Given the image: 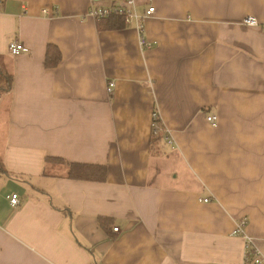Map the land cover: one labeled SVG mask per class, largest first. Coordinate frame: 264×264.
Instances as JSON below:
<instances>
[{"label":"crops","instance_id":"1","mask_svg":"<svg viewBox=\"0 0 264 264\" xmlns=\"http://www.w3.org/2000/svg\"><path fill=\"white\" fill-rule=\"evenodd\" d=\"M110 1L0 0V264H242L241 219L264 258V0H152L144 48Z\"/></svg>","mask_w":264,"mask_h":264},{"label":"built area","instance_id":"2","mask_svg":"<svg viewBox=\"0 0 264 264\" xmlns=\"http://www.w3.org/2000/svg\"><path fill=\"white\" fill-rule=\"evenodd\" d=\"M147 3L150 5L142 13L137 12L135 0H115L102 4L93 3L87 10L86 16L98 21L105 20L113 16L122 17L125 25L134 26L137 32L138 44L139 46L144 48L148 46L147 40L145 38L144 22L154 12L152 0H147ZM242 23L248 26H258L264 30V22H258L257 19L251 15H245L242 19ZM8 48L9 52L12 55H17L28 50L27 47L17 41L10 42ZM112 86L113 82H109L107 90L110 91ZM205 118L206 121L211 125H215L217 122V118L215 115L209 114ZM158 119V114L155 112L153 114L152 120V131L155 134H157L158 130L161 129L159 123L156 122V120ZM166 140L168 143H171V140ZM9 201L12 206H17L19 204L18 195L11 194ZM202 201L209 202L210 199L203 198ZM245 227L246 221L244 219H241L236 222L234 230L232 232L233 235H240L245 239L242 264H264L263 256L259 252L258 248L253 245L251 238L246 233ZM113 230L117 231L118 228H113Z\"/></svg>","mask_w":264,"mask_h":264},{"label":"trees","instance_id":"3","mask_svg":"<svg viewBox=\"0 0 264 264\" xmlns=\"http://www.w3.org/2000/svg\"><path fill=\"white\" fill-rule=\"evenodd\" d=\"M106 22V26L109 28H121L124 26L122 17L113 16L103 20ZM60 59V54L54 46H47L46 51V65H53ZM11 88V76L4 74L0 69V95L3 91ZM160 125V120H156ZM158 134L152 133V138L158 137ZM162 136V135H161ZM6 173L1 161H0V174ZM106 174V168L104 166H91L80 164H69L68 175L71 178L104 181Z\"/></svg>","mask_w":264,"mask_h":264}]
</instances>
